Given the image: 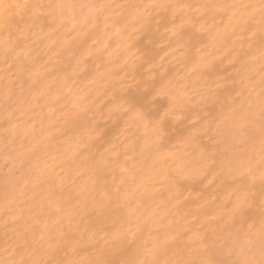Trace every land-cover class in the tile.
Masks as SVG:
<instances>
[{"label": "bare ground", "instance_id": "6f19581e", "mask_svg": "<svg viewBox=\"0 0 264 264\" xmlns=\"http://www.w3.org/2000/svg\"><path fill=\"white\" fill-rule=\"evenodd\" d=\"M0 2V261L222 260L258 231L260 0Z\"/></svg>", "mask_w": 264, "mask_h": 264}, {"label": "snow or ice", "instance_id": "6c2138e0", "mask_svg": "<svg viewBox=\"0 0 264 264\" xmlns=\"http://www.w3.org/2000/svg\"><path fill=\"white\" fill-rule=\"evenodd\" d=\"M163 7V5H160ZM13 7H20V5H4L2 2H0V19H5L7 17V11L10 10ZM61 7H72V5H63ZM220 9H227L229 6L226 4H219L217 5ZM259 11L261 14V23H262V32H261V39L264 41V0H260L259 5ZM194 26V23H193ZM261 58L264 59V51H262ZM161 95L168 96L170 93L166 90L161 91ZM130 105V111L136 112V118L143 121L145 119V112L138 110V105H140V100L136 97L131 98L128 101ZM259 115L261 120V168L259 171V181H260V200H261V207L264 208V94H262L261 100H260V109H259ZM253 117V114L251 112H241L238 118L234 119L232 122V128L237 132L240 133L244 130V127L246 123L251 122V118ZM158 135V133H157ZM177 171H181L180 169H177ZM249 173H251V169L248 170ZM246 176L242 175L241 183L246 191H251V188H254L255 186V176L252 177L253 184L250 187L246 183ZM244 203H247V200L244 201ZM238 213H243L244 211V205H239L237 209ZM237 241L239 242L240 250L237 252L238 258L233 261H222L220 264H264V213L261 215L260 224L258 231H254V225H250L248 230L246 232L240 233L237 232L236 234ZM254 238H258L260 241V247L258 251V258L256 257V253H252L249 255L244 249L246 246L251 245ZM161 247L157 246V248L152 253L154 259L152 260L151 264H161L160 260L156 257L161 252ZM165 264H177V262L172 261H166ZM186 264H196L195 261H189L186 262Z\"/></svg>", "mask_w": 264, "mask_h": 264}, {"label": "clouds", "instance_id": "9594fccd", "mask_svg": "<svg viewBox=\"0 0 264 264\" xmlns=\"http://www.w3.org/2000/svg\"><path fill=\"white\" fill-rule=\"evenodd\" d=\"M260 247V241L258 238H254L251 245H248L245 247V251L251 255L252 253H256V257L258 258V251ZM222 249L226 250V254L229 257L228 259H215L213 257H209L207 253L204 254L205 258L201 260H196V264H220L222 261H233L238 258L237 252L240 250L239 242L237 241V238L234 237L229 240H225L222 244ZM186 262L180 260L177 261V264H186ZM0 264H8L6 261H0Z\"/></svg>", "mask_w": 264, "mask_h": 264}]
</instances>
